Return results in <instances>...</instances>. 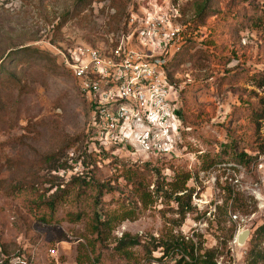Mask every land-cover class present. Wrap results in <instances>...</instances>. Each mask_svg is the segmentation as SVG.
<instances>
[{
	"label": "rangeland",
	"instance_id": "rangeland-1",
	"mask_svg": "<svg viewBox=\"0 0 264 264\" xmlns=\"http://www.w3.org/2000/svg\"><path fill=\"white\" fill-rule=\"evenodd\" d=\"M147 1L0 0V60L8 50L29 48L5 62L3 74L13 82L0 81V264H172L159 260L160 249L149 252L154 240L168 239H191L212 251L216 264H248L251 241L264 257V239L255 241L264 224V21L253 24L264 16V0H211L216 14L197 27L195 0L186 6L192 54L172 67L177 107L190 127L183 157L170 164L123 150L89 155L90 107L51 45L115 39ZM57 151L59 166L51 170L42 156ZM145 163L149 172L140 180L149 196L142 202L126 176ZM184 172L191 175L185 191L192 192V209L179 213L173 183ZM83 179L116 187L103 192L106 203L113 199V229L104 239L93 230L92 201L78 195ZM20 184L38 187L45 199L66 191L55 221L40 219L30 193L10 192ZM125 235L137 244L120 248Z\"/></svg>",
	"mask_w": 264,
	"mask_h": 264
},
{
	"label": "built area",
	"instance_id": "built-area-1",
	"mask_svg": "<svg viewBox=\"0 0 264 264\" xmlns=\"http://www.w3.org/2000/svg\"><path fill=\"white\" fill-rule=\"evenodd\" d=\"M181 0H148L125 33L101 44L51 45L92 114L93 145L131 157H183L177 91L164 64L190 37Z\"/></svg>",
	"mask_w": 264,
	"mask_h": 264
},
{
	"label": "trees",
	"instance_id": "trees-1",
	"mask_svg": "<svg viewBox=\"0 0 264 264\" xmlns=\"http://www.w3.org/2000/svg\"><path fill=\"white\" fill-rule=\"evenodd\" d=\"M94 0H79L81 4L90 5L93 3ZM191 0L186 1L182 5V16L184 14L186 6L189 4ZM211 3V0H195L194 1V13H195V19L193 20V23L195 24V27H197L198 21H203L208 17H211L215 15L216 13L214 11H211L209 8V4ZM131 13V12H130ZM226 17V16H225ZM223 17L222 19H225ZM182 21V17L180 18ZM264 21L263 15H258L253 20V24L255 26L261 25ZM188 28L191 26V22L188 20L182 21ZM128 23V22H127ZM126 23L125 27H128V24ZM63 23L58 25V28L62 26ZM62 44H59L57 46H61ZM193 47V42L191 37L187 39V41L184 43L183 49L178 52L176 55H174L170 60H167V62L164 64V69L167 75V78L170 80L172 84V67L176 65V60L180 56L186 57L188 54H192L191 48ZM29 48H18L15 50H8L7 53H5L4 57L0 60V81H8L13 82V79L9 75H4L3 72L5 71V62L8 60V62L17 60L19 58V55L21 53H24L28 51ZM24 54H21L20 58L24 57ZM55 56V55H54ZM59 64V63H58ZM177 114L179 115L181 119V127H180V138L181 141L184 137L185 133H188L190 131L189 125L185 124L184 116L181 112V109L177 110ZM183 146V141L181 143ZM95 151L97 154L101 155H107V154H118V153H112L111 150H105L100 147L94 146V149H91V152L89 155H91ZM60 153L52 152L48 153L44 156H42V162L45 166L49 167L51 170H57L58 166V157ZM178 159H169L167 163H174ZM234 160L237 161H243V157H236ZM149 162V161H148ZM149 164L145 163L142 165L141 168L138 169L136 172H132L129 175L126 176L127 182L129 185H131L130 191L139 201L145 202L147 197L149 196V193L147 191L143 190V186L140 180V174L143 175L148 170ZM155 172L160 175V172L158 169H155ZM191 178V175L189 173H179L176 175V179L174 181L175 189H177V192L173 194V200L177 204V212L179 213H185L186 211H191V197L192 192L185 191L186 190V184L188 180ZM78 179V178H76ZM79 191L78 195L84 194L89 200L92 201L93 206V230L94 233L97 234L99 239H104L107 234H109L113 229V218L110 217L111 211L108 209V206L113 204V199L111 201L103 200V192L106 190L107 192H113L116 187L110 185V183H97L94 181H87L83 179L81 182L79 181ZM148 184H151V181H148ZM33 190H35L33 192ZM49 190V189H48ZM180 191H185L183 193H179ZM10 192L15 194H27L30 193L32 196L31 203L33 206L39 211V216L42 221L45 222H53L55 221L56 217V211L57 207L60 204V200L63 199L64 193H66L65 190H61L62 196H58V194H52L49 196L50 198L45 199L42 196L43 191H41L38 187L35 188L33 186H29L26 184H20V185H14L11 187ZM36 195V196H35ZM120 200L116 199L114 200L115 204L119 203ZM125 201V200H124ZM101 216H103L101 218ZM130 218V215L128 212H125L124 219ZM255 241L264 239V224L261 225L256 231H255ZM138 239L131 237L129 235H125L120 241L119 246L120 248H125L127 245L131 244H137ZM256 244L253 245L251 241V249L249 251L247 261L248 264H262L264 261L263 254L257 250ZM160 249L163 253L162 257L159 258V260H162L163 257L171 258L173 260L172 264H216L215 262V255L212 251H205L202 252L200 248L196 247L195 243L191 239H181V240H174V239H168V240H154L152 242V249H149L150 254L153 251H156Z\"/></svg>",
	"mask_w": 264,
	"mask_h": 264
},
{
	"label": "water",
	"instance_id": "water-1",
	"mask_svg": "<svg viewBox=\"0 0 264 264\" xmlns=\"http://www.w3.org/2000/svg\"><path fill=\"white\" fill-rule=\"evenodd\" d=\"M249 234H250V231L249 230H245V231L241 232L239 234V236H238V242L240 244L245 243V241H246L247 237L249 236Z\"/></svg>",
	"mask_w": 264,
	"mask_h": 264
}]
</instances>
